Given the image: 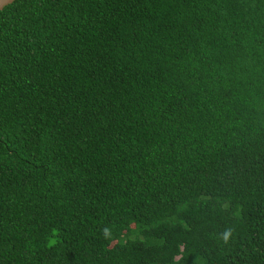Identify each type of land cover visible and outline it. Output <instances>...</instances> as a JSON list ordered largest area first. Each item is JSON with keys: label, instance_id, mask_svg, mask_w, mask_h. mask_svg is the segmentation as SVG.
I'll return each instance as SVG.
<instances>
[{"label": "trees", "instance_id": "trees-1", "mask_svg": "<svg viewBox=\"0 0 264 264\" xmlns=\"http://www.w3.org/2000/svg\"><path fill=\"white\" fill-rule=\"evenodd\" d=\"M0 264H264V0L1 10Z\"/></svg>", "mask_w": 264, "mask_h": 264}, {"label": "water", "instance_id": "water-1", "mask_svg": "<svg viewBox=\"0 0 264 264\" xmlns=\"http://www.w3.org/2000/svg\"><path fill=\"white\" fill-rule=\"evenodd\" d=\"M15 0H0V11L3 10L6 6L13 3Z\"/></svg>", "mask_w": 264, "mask_h": 264}]
</instances>
